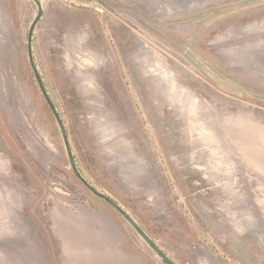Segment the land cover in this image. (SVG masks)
I'll return each instance as SVG.
<instances>
[{
  "label": "rangeland",
  "instance_id": "374dc122",
  "mask_svg": "<svg viewBox=\"0 0 264 264\" xmlns=\"http://www.w3.org/2000/svg\"><path fill=\"white\" fill-rule=\"evenodd\" d=\"M36 69L82 177L174 264H264V0H38ZM0 0V264H162L74 175Z\"/></svg>",
  "mask_w": 264,
  "mask_h": 264
},
{
  "label": "water",
  "instance_id": "95a60500",
  "mask_svg": "<svg viewBox=\"0 0 264 264\" xmlns=\"http://www.w3.org/2000/svg\"><path fill=\"white\" fill-rule=\"evenodd\" d=\"M36 5H37V16L35 17V19L33 20V22L30 25L29 31H28V35H27V49H28V55H29V62L34 70L35 73V77L38 81L39 87H40V91L43 94L44 98L46 99L53 115L54 118L56 120V123L58 125L60 134L62 136V140L64 143V147H65V151L68 157V161H69V165L73 171V173L75 174V176L77 178H79L85 185L86 187L91 191L92 194L105 199L106 201H108V203L121 215V217L133 228V230L135 231V233L144 241V243L151 249V251L161 260L162 263L165 264H174L170 259H168V257L162 252V250L150 239V237L138 226V224L121 208L119 207L116 203H114L111 199H109L106 195L99 193L98 191H96L92 186H90L87 181L81 176L75 159L73 157L72 154V150L69 144V140L67 138L66 135V131L64 129L63 123L61 121V118L59 117V114L57 112V110L55 109V107L53 106L52 102L50 101L40 78V75L36 69V66L34 64L33 61V57H32V35H33V31L35 28V25L38 23V21L40 20L41 16H42V10L39 4L38 0H32Z\"/></svg>",
  "mask_w": 264,
  "mask_h": 264
},
{
  "label": "trees",
  "instance_id": "16d2710c",
  "mask_svg": "<svg viewBox=\"0 0 264 264\" xmlns=\"http://www.w3.org/2000/svg\"><path fill=\"white\" fill-rule=\"evenodd\" d=\"M31 65V64H30ZM31 68H32V66H31ZM32 70H33V68H32ZM33 72H34V70H33ZM41 78V81H42V84H43V87H44V89H45V91H46V93H47V95H48V97H49V99H50V101L52 102V104H53V106L55 107V109L57 110V112H58V114H59V117L61 118V121H62V123H63V126H64V129H65V121H64V119H63V114H62V110H61V107H60V104H59V101H58V97H57V95H56V93H55V91L54 90H52V89H49V86H48V84L47 83H45V81H43V77L41 76L40 77ZM35 79H36V77H35ZM36 81H37V79H36ZM37 84H38V81H37ZM38 87H39V84H38ZM39 90H40V87H39ZM41 92V91H40ZM42 94V93H41ZM42 96H43V94H42ZM44 97V96H43ZM45 99V98H44ZM45 101H46V99H45ZM46 104H47V106H48V108H49V111L51 112V115H52V117H53V119H54V121L56 122V120H55V118H54V115H53V113H52V111H51V109H50V107H49V105H48V103H47V101H46ZM57 124V123H56ZM57 127H58V125H57ZM66 131V130H65ZM66 135H67V133H66ZM68 138V137H67ZM80 172V171H79ZM75 175V174H74ZM82 176V175H81ZM79 179V178H78ZM80 180V179H79ZM81 181V180H80ZM82 182V181H81ZM88 183V182H87ZM82 184L86 187V185L82 182ZM89 184V183H88ZM90 185V184H89ZM91 186V185H90ZM87 188V187H86ZM88 189V188H87ZM89 190V189H88ZM96 190V189H95ZM90 191V190H89ZM91 192V191H90ZM94 195V194H93ZM96 196V195H95ZM96 197H98V196H96ZM99 199H102V198H100V197H98ZM109 198V197H108ZM109 199H111V198H109ZM102 200H104L105 202H107L108 203V201H106L105 199H102ZM112 200V199H111ZM113 201V200H112ZM114 203H116L115 201H113ZM109 204V203H108ZM117 204V203H116ZM110 205V204H109ZM118 205V204H117ZM111 206V205H110ZM119 206V205H118ZM112 207V206H111ZM120 207V206H119ZM113 208V207H112ZM114 209V208H113ZM115 210V209H114ZM116 211V210H115ZM117 212V211H116ZM117 214L121 217V215L117 212ZM122 218V217H121ZM123 219V218H122ZM140 227V226H139ZM141 228V227H140ZM142 229V228H141ZM143 230V229H142ZM144 231V230H143ZM145 232V231H144ZM147 235H148V233L147 232H145ZM149 236V235H148ZM150 237V236H149ZM151 239V238H150ZM153 241V240H152ZM154 242V241H153ZM162 263V262H161ZM162 264H165V263H162Z\"/></svg>",
  "mask_w": 264,
  "mask_h": 264
}]
</instances>
